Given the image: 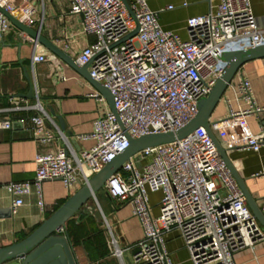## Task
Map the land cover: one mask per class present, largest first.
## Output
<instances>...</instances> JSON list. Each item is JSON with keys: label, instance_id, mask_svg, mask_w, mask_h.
Returning a JSON list of instances; mask_svg holds the SVG:
<instances>
[{"label": "built area", "instance_id": "built-area-1", "mask_svg": "<svg viewBox=\"0 0 264 264\" xmlns=\"http://www.w3.org/2000/svg\"><path fill=\"white\" fill-rule=\"evenodd\" d=\"M69 1V13L80 14L82 31L95 39L78 53L76 62L90 63L88 73L111 92L117 116L111 111L97 116L93 129L78 136L93 143L79 155L70 145V154L66 147L56 153L35 154L34 177L5 185L13 198L12 214L23 204L22 196L32 191L42 208V184L47 180H59L67 190L86 183L129 146L127 137L184 127L196 116L198 101L224 72L223 54L264 44V25L253 15L251 0H219L214 12L186 18V39L163 30L158 12L146 0ZM0 7L20 22L31 24V6L0 0ZM7 23L0 10V35ZM136 26L134 35L113 45ZM45 57L44 53L31 58L37 62ZM238 69L227 87L247 106L231 107L211 127L218 130L227 148L255 152L264 146V128L253 133L247 117L264 106L255 104L250 81ZM32 107L37 110L30 117L33 134L44 142L52 140L53 133L44 127L46 111L39 102ZM10 127L9 119L0 118V129ZM136 154L137 160L130 157L104 185L112 199L130 205L142 228L131 264H174L164 241V233L172 228L178 230L193 264H237V253L264 243L263 226L203 126L184 138ZM136 161L145 164L137 167ZM259 173L264 175V170ZM157 190L163 196L160 213L153 216L148 193ZM55 231L62 234L64 227ZM111 243L115 244L114 238ZM113 253L119 256L122 250Z\"/></svg>", "mask_w": 264, "mask_h": 264}, {"label": "crops", "instance_id": "crops-1", "mask_svg": "<svg viewBox=\"0 0 264 264\" xmlns=\"http://www.w3.org/2000/svg\"><path fill=\"white\" fill-rule=\"evenodd\" d=\"M10 1L31 6L32 22L29 25L75 60L78 53L95 40L82 31V16L69 13V0ZM218 1L146 0L149 7L158 12L161 28L171 30L183 39L188 37L186 18L214 12ZM251 8L258 23L264 25V0H251ZM7 24L6 31L0 35V118L9 119L11 129H0V246L13 244L31 234L82 186L67 190L59 180H47L42 184V208L38 207L37 197L32 191L22 196L23 204L12 214L13 198L5 185L34 177L35 154L56 153L70 145L73 152L79 155L81 150L93 143L80 140L78 136L93 129L97 116L111 111L106 100L82 74L44 45H36L9 20ZM44 53V61L36 62L31 58ZM240 69L250 81L255 104L264 106V57L247 61ZM30 85L33 98L17 95L27 94ZM92 94L100 97L95 98ZM36 102L47 113L44 127L53 133L50 141H41L32 132L30 117L37 114L32 107ZM216 105L209 118L211 125L224 118L231 107L247 106L242 100L235 99L231 88L226 89ZM247 121L253 133L259 132L264 128V110L248 116ZM211 130L234 170L243 179L247 191L264 213V175L259 173L264 170V146L255 152L244 147L227 148L218 130L212 127ZM67 153H71L69 147ZM136 158L137 154L133 159ZM135 164L141 167L145 161H136ZM162 196L160 190L148 193L153 216L160 213ZM94 203L104 220L100 221L96 213H89L94 210ZM66 233L74 248L77 264H131V256L142 237V228L132 215L130 205L112 199L103 186L66 221L61 235ZM112 238L115 244L111 243ZM164 241L174 264H193L177 229L164 233ZM115 249H121V255H115ZM234 260L237 264H264V243L241 250Z\"/></svg>", "mask_w": 264, "mask_h": 264}, {"label": "water", "instance_id": "water-1", "mask_svg": "<svg viewBox=\"0 0 264 264\" xmlns=\"http://www.w3.org/2000/svg\"><path fill=\"white\" fill-rule=\"evenodd\" d=\"M4 16L13 24L24 36H28L34 43L44 45L52 53L62 58L68 63L78 74H82L93 88L99 92L109 105L111 112L117 116L116 109L113 105L112 94L99 81H95L88 73L90 63L78 65L75 59L60 50L50 40L39 35L38 31L28 24H24L19 19L9 12L7 13L0 7ZM132 13V12H131ZM138 30V26L124 36L120 41L113 43V45L120 43L130 36L134 35ZM111 45V47H113ZM264 57V44H258L247 49H234L223 54V60L226 62L224 72L217 79L213 85L212 90L207 96L201 97L198 101V112L194 118L189 120L184 127L176 131H167V133H150L136 138L127 137L129 146L118 153L115 158L104 165L97 173L89 177L86 183L77 189L74 193L69 195L65 202L54 210L42 223L31 231V234L25 238L14 242L10 245L0 246V264H77L75 251L72 247L68 233L61 235L56 233L58 227H64L66 221L80 209L94 193L105 185V182L114 174L121 165L130 160L139 151L150 148V146L160 145L184 138L188 133L198 127H204L213 140L219 156H221L230 173L233 175L240 190L245 196L246 203L251 209L254 217L260 225L264 228V213L258 207L255 200L247 191L243 179L236 173L225 150L219 144L218 139L214 136L211 130V122L209 118L219 99L222 97L228 84L234 78L240 66L247 61L255 58ZM26 76V75H25ZM27 77V76H26ZM21 97L33 98L32 86H29L27 94H17ZM53 112V111H52ZM63 127V125H61Z\"/></svg>", "mask_w": 264, "mask_h": 264}, {"label": "rangeland", "instance_id": "rangeland-1", "mask_svg": "<svg viewBox=\"0 0 264 264\" xmlns=\"http://www.w3.org/2000/svg\"><path fill=\"white\" fill-rule=\"evenodd\" d=\"M136 155V154H135ZM135 155H133V157H135ZM94 205V210L92 209L91 212L89 213H96L97 216L99 217L98 219L101 221V220H104L103 218V215L101 214V212H99V208L95 205V203L93 204Z\"/></svg>", "mask_w": 264, "mask_h": 264}]
</instances>
